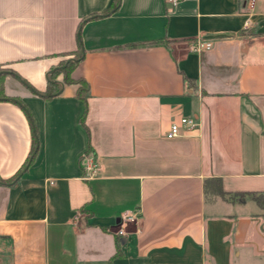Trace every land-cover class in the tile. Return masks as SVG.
<instances>
[{"label":"crops","instance_id":"1","mask_svg":"<svg viewBox=\"0 0 264 264\" xmlns=\"http://www.w3.org/2000/svg\"><path fill=\"white\" fill-rule=\"evenodd\" d=\"M249 2L0 0V264H223L264 224L204 189L264 192V0ZM68 59L86 126L79 86L52 78ZM181 117L197 128L168 138Z\"/></svg>","mask_w":264,"mask_h":264},{"label":"trees","instance_id":"2","mask_svg":"<svg viewBox=\"0 0 264 264\" xmlns=\"http://www.w3.org/2000/svg\"><path fill=\"white\" fill-rule=\"evenodd\" d=\"M155 44H166L164 40L155 41ZM76 59H80L82 57V53L78 52L76 55ZM78 64V61H72L68 64L66 68H63L61 70L55 71L52 78L56 79L59 75H63L64 81L66 84H76L79 86L77 96L79 99H81L85 104V110L82 117V123L85 125V117L87 115V99L89 97V85L84 79H78L75 80L72 78L71 74L73 70L76 68ZM58 91V85L50 83L49 89L47 91L48 97H53L54 94ZM5 95L3 93V84L0 77V98H4ZM37 150V142L34 141L32 152L30 153V156L24 166L20 169V171L17 173L16 177L24 171L27 166L32 162L34 159V155ZM204 189L206 194H211L215 196H221L227 201L231 202H244L246 201V197L250 200L254 201L261 210L264 211V192H240V193H225L222 189V183L220 179H208L205 181ZM82 212H87L85 209L81 210ZM121 243L119 237L117 238V253L114 255L113 258H117L122 256V253L120 251Z\"/></svg>","mask_w":264,"mask_h":264},{"label":"rangeland","instance_id":"3","mask_svg":"<svg viewBox=\"0 0 264 264\" xmlns=\"http://www.w3.org/2000/svg\"><path fill=\"white\" fill-rule=\"evenodd\" d=\"M70 56L73 55H67V57ZM70 62H72L70 59L65 60L63 68H66ZM246 200L250 199L246 197ZM249 203L250 206L242 208L243 210H240L239 214L247 215L257 211L256 204ZM257 223L259 225H254V227L246 233L244 244L234 248L223 264H264V231L262 230L264 224L263 220H259ZM242 227H245L244 224H242ZM235 251H239L240 255H236L234 253Z\"/></svg>","mask_w":264,"mask_h":264},{"label":"built area","instance_id":"4","mask_svg":"<svg viewBox=\"0 0 264 264\" xmlns=\"http://www.w3.org/2000/svg\"><path fill=\"white\" fill-rule=\"evenodd\" d=\"M182 0H167L168 4H170L172 7L177 6ZM257 0H250L249 2V8L253 10L256 6ZM250 24L249 21L245 23V28H249ZM194 51H201L202 49H211L212 48V42H199L195 46L191 47ZM198 126L196 120L191 117H181L178 122H174L169 132L167 133V137L172 139L175 137H178L182 130L185 131H193ZM87 171V179H92L95 176L96 173V166L92 163H88L86 166ZM136 215H130V216H124L122 219H120L118 225L121 226L120 229L117 231L118 234L124 235V227L127 222L132 221L136 219Z\"/></svg>","mask_w":264,"mask_h":264},{"label":"water","instance_id":"5","mask_svg":"<svg viewBox=\"0 0 264 264\" xmlns=\"http://www.w3.org/2000/svg\"><path fill=\"white\" fill-rule=\"evenodd\" d=\"M71 61H75V59H71Z\"/></svg>","mask_w":264,"mask_h":264}]
</instances>
